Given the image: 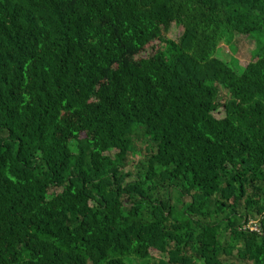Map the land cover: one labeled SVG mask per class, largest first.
I'll use <instances>...</instances> for the list:
<instances>
[{"label": "trees", "instance_id": "16d2710c", "mask_svg": "<svg viewBox=\"0 0 264 264\" xmlns=\"http://www.w3.org/2000/svg\"><path fill=\"white\" fill-rule=\"evenodd\" d=\"M149 258L264 264V0H0V264Z\"/></svg>", "mask_w": 264, "mask_h": 264}, {"label": "rangeland", "instance_id": "374dc122", "mask_svg": "<svg viewBox=\"0 0 264 264\" xmlns=\"http://www.w3.org/2000/svg\"><path fill=\"white\" fill-rule=\"evenodd\" d=\"M175 32V27L173 26L169 32V36H173ZM254 44V38L252 36L243 35V34H234L232 39V46H228L225 41H222L218 44L217 47V55L220 58L228 59L230 63H234V60L237 61L239 65L245 66L251 58V51ZM138 156H136V159ZM186 200V198H185ZM174 202V201H173ZM179 206V204H177ZM253 221V219H250ZM251 222V221H250ZM149 260H133L130 261L126 259L127 264H147ZM200 261V260H198ZM251 262H247L246 264H250Z\"/></svg>", "mask_w": 264, "mask_h": 264}, {"label": "built area", "instance_id": "2783aa9c", "mask_svg": "<svg viewBox=\"0 0 264 264\" xmlns=\"http://www.w3.org/2000/svg\"><path fill=\"white\" fill-rule=\"evenodd\" d=\"M247 228H249L250 230H254L256 232L259 233V228L257 226V224L255 223V221H251L246 225Z\"/></svg>", "mask_w": 264, "mask_h": 264}, {"label": "crops", "instance_id": "0c3cea01", "mask_svg": "<svg viewBox=\"0 0 264 264\" xmlns=\"http://www.w3.org/2000/svg\"><path fill=\"white\" fill-rule=\"evenodd\" d=\"M249 222H250V221H249ZM249 222H248V223H249ZM198 263L200 264L201 261H199ZM229 264H246V263H240L239 261H236V260H233V259L230 258V262H229Z\"/></svg>", "mask_w": 264, "mask_h": 264}]
</instances>
